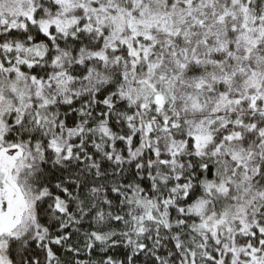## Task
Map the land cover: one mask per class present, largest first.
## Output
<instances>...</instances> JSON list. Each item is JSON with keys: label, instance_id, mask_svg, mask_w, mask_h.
I'll use <instances>...</instances> for the list:
<instances>
[{"label": "snow or ice", "instance_id": "6c2138e0", "mask_svg": "<svg viewBox=\"0 0 264 264\" xmlns=\"http://www.w3.org/2000/svg\"><path fill=\"white\" fill-rule=\"evenodd\" d=\"M0 264H264V0H0Z\"/></svg>", "mask_w": 264, "mask_h": 264}]
</instances>
